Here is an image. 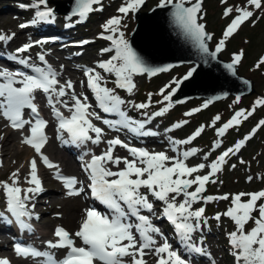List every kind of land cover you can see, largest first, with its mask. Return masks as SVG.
<instances>
[{"label": "snow or ice", "instance_id": "6c2138e0", "mask_svg": "<svg viewBox=\"0 0 264 264\" xmlns=\"http://www.w3.org/2000/svg\"><path fill=\"white\" fill-rule=\"evenodd\" d=\"M221 2L226 3L227 0H221ZM100 3L101 0H75L71 16L79 17L77 22L81 23L91 12L101 10L93 7ZM144 4L145 0H125L118 9L122 16L110 18L102 25L103 32L100 36L101 39L110 41L112 45L110 48L102 49L101 52H114V54L110 59L99 62L97 67L104 73L115 76L116 87L125 89L129 94L136 87L133 76L146 73L151 77L158 72L169 70L168 67L153 68L148 66L133 51L128 40L124 38V33L120 31L121 20L129 13L135 15ZM201 4L202 0H196L195 3H192V0H159L158 7L168 8L170 6L173 23L193 41L201 53L208 54L206 40H211L212 36L206 32L205 25L199 22L203 18L199 15ZM249 6L260 9L261 0H247L245 6L236 7L237 15L224 30L223 38L216 46V53L222 51L225 41L253 16V11L248 10ZM32 7L36 9L31 22L33 25L54 22L55 15L53 9L48 7V0H35ZM232 11V8H225L223 15L227 17ZM28 26L27 24L20 25L21 28ZM105 32L109 34L105 35ZM13 36L14 34L0 35V42L7 43L13 39ZM44 42L36 41L35 43L42 44ZM33 46L32 43H27L16 49V55L10 57L19 64L30 68L33 75L24 72L0 71V80L3 81L0 83V116L8 121L9 126L14 130H23L26 125L29 126V135L22 139V144L31 147L46 168L57 169L54 178L63 184L68 196H79L84 191L83 187H77L79 181L75 177L62 176L58 166L50 162L41 151L47 143V137L44 134L47 122L40 118L38 108L34 103V93L42 91L46 95L48 105L52 108L58 121L57 132H66L69 136V141L66 143L79 145H83L87 141H91L93 144L100 143L103 130L96 127L90 119H100V117L94 112H89L91 105L87 102V97L81 100L74 93L71 81L59 85L57 73L47 64L43 54H38L37 57L44 65L43 67L29 64V58H19L20 53L28 52ZM242 55L243 53L234 55L232 62L225 65V68L233 75L235 74V65L241 61ZM212 56L214 57L215 53H212ZM262 64H264V57H261L256 67ZM196 71L197 69L193 67L181 80L174 79L172 84H175V87H172L167 94H165V90L171 85H166L164 89L160 90L158 94L163 97V100L158 103H168L159 111L154 112L149 120L161 117L169 111L172 107L173 95L184 81L193 77ZM84 75L87 77V87L93 92L97 106L105 113L116 114L120 117L115 121L104 120V124L112 129H128L138 136L155 135V133L142 131L145 128V122H137L126 116L120 107L125 102L119 96L114 95L112 89L102 86L104 77L99 72L88 68L84 70ZM15 85H19V87ZM66 89L72 91L71 101L73 103L71 106L67 100H61L68 95ZM151 96L150 93L149 101H151ZM238 100L239 97H237V102ZM57 103L62 104L70 116L64 117L56 108ZM209 103L211 101L205 102L203 107L207 108ZM258 106H264V98L255 101L252 111L247 113L243 110L237 111L227 123L217 130V136L222 137L229 128L238 126L241 123L240 118L243 117L246 120ZM135 107L146 109L149 107V103L137 104ZM25 109L30 110L31 120L23 118ZM198 111L200 109L193 110V112ZM193 112L185 113V115L191 116ZM219 119L220 116L217 115L213 124ZM183 123H187V121ZM260 126H264V120L259 121L257 127ZM180 127H182L181 123L174 125V128ZM171 130L168 129V131ZM202 130L203 126L186 140H170L171 150L179 153V146L190 144ZM255 131L256 129H253V134ZM90 133H93L94 137ZM247 139H250V136L245 137V140ZM107 144L108 147L104 153L98 156L93 155L91 160L83 166L88 173L90 181L88 187L91 196L108 210V214L95 209L85 211V217L79 230L75 232V237L79 238L83 246L77 247L72 239V234L62 227H57L54 231L56 242L47 241L46 246L49 249H66V255L62 260H55L48 251L41 252L21 244L14 246L15 254L21 258L42 257V264H125V257H131V264H146L144 256L148 250L157 257L156 264H186V261L172 250L166 238L162 244L156 246L154 235L162 236V233L158 227L153 225L149 215L141 214L142 211H146L155 215L154 204L149 199L151 196L155 201L163 203L162 218L173 226L176 236L185 249L189 253L204 255V249L196 246L191 240L192 234L200 228L201 223L206 224L207 222L203 219L205 209L201 207L192 210V205L200 200L209 203L214 200L229 199L228 195L203 197L202 193L208 182H216L210 178L221 170L225 158L238 152L244 141L236 143L233 148L224 151L208 165V174L195 176H193L194 173H198L206 167L203 163L192 167L186 164L185 161L195 155L196 149L185 150L177 156H169L165 152H149L130 147L119 138L111 139L107 141ZM116 146L126 148L131 159L114 156L113 151ZM215 147H219V142L215 144ZM207 158L205 155L204 159ZM121 163L124 167L118 171H112L107 166L111 164L118 167ZM9 179L11 184L0 182V188H2L5 197L6 211L22 230L31 231V225L27 223V220L32 217L26 202L43 191L42 182L37 174V160L34 158L29 162L28 178L25 180L29 187L26 189L19 187L18 171L13 172ZM194 185L195 189L189 191ZM142 189H145L146 192ZM244 196L249 197L246 202L242 201ZM180 197L183 199L180 200ZM261 200H264V190L256 193L235 194L231 197V206L222 214L231 219L235 225V230L229 233L231 254L235 259V264H264V203H258ZM255 212H258V216L253 215ZM2 218L7 221V217ZM133 218L135 222H133ZM214 218L219 221L221 214H217ZM250 221L253 223V227L245 231L246 225ZM0 264H10V261L0 259Z\"/></svg>", "mask_w": 264, "mask_h": 264}, {"label": "rangeland", "instance_id": "374dc122", "mask_svg": "<svg viewBox=\"0 0 264 264\" xmlns=\"http://www.w3.org/2000/svg\"><path fill=\"white\" fill-rule=\"evenodd\" d=\"M124 2L125 0H104L100 4L94 6V8H99L101 10L93 11L92 14L88 15V17L81 23L76 22L78 17L66 19L57 15L58 13H55L54 24L45 23V33L42 36H54L55 33L62 30L63 26L69 28V32L71 33L79 27L87 26L82 36L90 40L88 47H86L84 54L73 57V59H69L70 57L67 55L73 54L72 48L71 50L67 49L65 51H57L58 47L53 46V42L48 44L44 39L43 41H45V43L35 45L36 40H33L34 37L31 30H29L30 27H20L21 24H25L29 20H33L34 17L31 15L36 11V9L32 7L35 0H0V35L14 34L13 39L7 43L2 42V44L6 46L4 51H16V49L22 47L23 45L32 43L34 46L26 52V56H30L33 53L43 54L45 58H47L53 66L58 69L61 76L64 77L61 81V85L65 84L67 81H71L74 93L81 92V90L84 89L81 78L87 66L95 69L104 77V85L102 84V86L108 88L107 83H115V76L104 73L103 70L100 71L97 68V65L101 61L110 59L114 52H101L103 47H112L110 41L100 38L101 33L103 32L102 25H104L110 18L122 16V14L118 12V9L124 4ZM194 2H196V0H192V3ZM261 3L262 6L260 9H254L252 6L248 7V10L253 11V16L248 21L243 23L236 33L226 40L229 45H224L223 50L220 52L221 58L227 62H232L234 55L244 53L245 49H248L249 46L245 45L246 42L243 40L240 32L249 29L248 27H251L252 23L258 20L257 24L253 27L254 29L251 30L253 31L252 34L257 36V40L249 51L250 56L248 58L242 56L241 61L235 65L241 76L253 82L255 93L252 96L240 99L238 102L232 97L222 99L219 102L214 103L212 106L207 107L208 109L204 112L206 116L199 115L200 112L206 109L203 107V100L192 99L182 104L172 105L169 111L163 116L155 117L149 120V117L154 112L159 111L168 103H158L163 100V97L158 94L160 93V90L164 89L166 85H171V87L165 90V94L170 92L171 88L175 87V84H172V81L174 79L180 80L183 78V76L190 70L191 66L175 67L167 73L157 75L154 78H150L146 75L133 76V82L136 87L132 90L131 94H129L125 89H123L125 90V97L119 93H113L114 95L119 96L125 103L129 102L134 108H136L135 105L137 104L148 103L143 100L136 102V95L144 93L143 95L147 97L150 93L152 94L151 101H149V107L140 110L143 112L141 117L144 119L143 122H145V128L142 131L155 133V135H147V138L141 139V142H138V144H143V142H145L144 146H146V144H152L149 146L152 152H165L169 156H177L185 150L196 149L197 151L195 155L189 157L185 161L186 164L189 167H192L203 163L206 167L200 172L194 173L193 176L208 174V165L215 161L224 151H227L229 148H233L239 140L244 141V147L238 152H235V154H230L226 157L225 163L221 166V170L210 178L216 182H208L205 185L206 195L213 197L228 195L229 199L218 201L214 200L209 203H205L203 200H200L192 205V210H196L201 207L205 209L203 219L207 221L206 224L201 223L202 228L192 234L195 238L202 240L205 252L203 255L204 260L198 259L194 262V264H235V259L231 254L232 248L229 243V233L235 230V225L231 219L223 216L222 214L231 206V197L233 195L239 193H256L264 190V126L257 127L259 121L264 120V106L256 107L253 114L246 120L241 117V123L238 126L229 128L222 137L217 136V130L227 123L237 111L243 110L245 113L252 111L255 101L257 99L264 98V64L256 67L261 57H264V0H261ZM158 4L159 0H145V4L143 5L145 7L140 9V11L146 12L154 6H158ZM246 4L247 0H227L226 3H222L221 0H202L201 13L199 15L203 18L200 19L199 22L205 25L206 32L212 36V39L210 40L211 49L217 46L219 41L223 38L224 30L227 28L228 24L231 23V20L237 15L235 11L236 7H243ZM48 7L52 8L53 5L48 2ZM225 8L233 9L232 13L227 17L223 15ZM21 9L29 12V14L27 12L28 16L26 19H22L21 17L15 15V13ZM49 25L52 29L48 28ZM133 27V14L129 13L121 20L120 31L124 33L125 39L128 38ZM104 34L108 35L109 33L105 32ZM14 39L17 42L13 43L12 41H15ZM15 44L17 45L14 46ZM70 44L71 43H69V45L63 44L62 47L65 48L66 45L71 46ZM231 46H234V48H231ZM52 49L56 50L54 56H52L51 53L47 54V52ZM33 60L36 61L37 59ZM146 100H149V98ZM122 106L123 105L120 107L122 108ZM194 109H200V111L193 112ZM188 112H193V114L191 116H186L185 113ZM217 115L220 116V119L215 121L213 124V120ZM90 119L96 127L104 130L102 124L93 121L92 118ZM184 121H187V123H183ZM177 123H181L182 127L174 128V125ZM209 125H211L209 128L210 131L205 133L203 136V130ZM0 126H3L7 130L9 129L6 123H4L2 116H0ZM201 126H203V130L200 135L191 141L190 144L180 145L179 153L171 150L172 145L170 144V140H186L191 137L190 135H193L198 129H200ZM168 129L172 130L168 131ZM253 129H256L254 134ZM114 132L103 133L101 141L98 144H93L90 141L85 142V145H83L80 150L85 154L82 160L76 161L78 157L81 158V155L77 154L73 155V159H70L69 161L73 166V172L69 171L65 165V161H68L70 158V155H68L69 152L63 150L61 151L62 156L65 157V161L59 158L56 154L50 130H48L47 144L41 151L45 156H49L53 164L58 166L60 173L69 175L70 177H75L77 181H79L77 185L79 188L81 187L80 183L82 179H84L86 172L83 166L92 158L90 157L92 154L91 151L101 152L106 149V141L111 138L112 135H116ZM213 132L216 134L210 141H207V137ZM13 133L18 138V142L22 141L21 137L24 138V135L26 136L25 130L20 132L21 136L18 132ZM248 136H252L255 140L252 142L245 140V137ZM225 139H227V141H225ZM217 142H219V147H215ZM12 143L15 145L14 152L17 151V157L14 158V156H5V154L0 156V182H7L11 184L9 177L13 172L18 171L20 181L19 187L22 189L29 187L25 180L28 178L27 171L29 170V162L34 158L37 160V172L39 174L44 172L48 173L50 179L52 176L53 182L41 178L44 185V191L33 196V198L26 203L28 205H32L34 208L32 211V222L34 225L33 232L35 236H38V243H40L42 247H45L42 248L41 252L48 251L55 258L57 256V251L55 249H49L46 246L47 241L53 242L51 236L52 227L55 225H61L72 232L77 226L76 224L73 227H68L64 222H61V219L59 218L60 212H53L51 209V207H56L62 204L64 196L67 195V190L64 188L62 183H56L55 181L54 174L57 169H46L43 171L39 157L35 154L31 147L22 144V142L20 144L16 142ZM205 155L208 157L206 160L204 159ZM114 156L122 158L127 157L128 159H131L129 153L122 149L115 150ZM107 166L109 168L117 169L124 167L122 163L118 167L111 164ZM54 183H56L57 186ZM195 187L196 186L194 185L191 189H189V191H193ZM50 189L54 191H51ZM73 198H77L76 203L78 201H84L82 194L79 196H72L71 199ZM179 199L182 200L183 197H180ZM248 199V196L242 197V201L244 202ZM258 203H264V200L258 201ZM5 207L6 206L4 204H0V208H3L2 212H5ZM154 213L155 215L153 216L155 217L157 213ZM217 214H221L219 221L214 218ZM253 215L258 216V212L253 213ZM82 216L83 214L80 215V219ZM2 219L3 218L1 217V230H3ZM7 220L9 219L7 218ZM10 220L12 222V219ZM252 227L253 223L250 221L246 225L245 231L250 230ZM2 239L7 243L5 245L3 243L0 245V250L3 251V254H1L4 256L5 254L14 255L12 252V245L14 241H6L5 236H3ZM42 262L43 260L41 259L36 264H42Z\"/></svg>", "mask_w": 264, "mask_h": 264}, {"label": "water", "instance_id": "95a60500", "mask_svg": "<svg viewBox=\"0 0 264 264\" xmlns=\"http://www.w3.org/2000/svg\"><path fill=\"white\" fill-rule=\"evenodd\" d=\"M51 3L54 4L55 13L67 16H71L75 6V0H52ZM171 13L170 6H154L146 12L139 10L133 15L135 25L127 40L133 51L150 67H168L170 71L186 65L197 69L193 77L184 81L173 95L172 104L203 99L204 104L211 101L208 104L210 106L232 96L240 100L255 93L253 82L241 76L236 66L234 75L225 68L231 62L221 58V51L215 52L216 46L211 49L210 40H206L209 53H201L193 41L173 23ZM212 53H215L214 57ZM166 72H158L150 78ZM142 75L148 76L146 73Z\"/></svg>", "mask_w": 264, "mask_h": 264}, {"label": "bare ground", "instance_id": "6f19581e", "mask_svg": "<svg viewBox=\"0 0 264 264\" xmlns=\"http://www.w3.org/2000/svg\"><path fill=\"white\" fill-rule=\"evenodd\" d=\"M55 21L52 23L54 24ZM62 29H67L66 27H62ZM15 40V39H14ZM13 43L17 42L12 41ZM17 45V44H15ZM2 48H6L5 45H2ZM72 58V57H71ZM7 129H5L3 126H0V156L4 155L5 156H14V158L17 157V151L14 152L15 150V145H13L12 142H16V143H21L18 142V138L14 135V131L10 129V131L8 132ZM12 143V145H11ZM118 148H116L115 150H117ZM24 150V148H23ZM14 152V153H13ZM56 154L58 155L59 158H61L63 161H65L61 155L60 152L56 151ZM13 158V157H12ZM65 164L68 168L69 171L73 172V166L69 161H65ZM43 170H45L43 168ZM29 172V170L27 171ZM38 174L39 178H43L44 180H48V181H52L49 177V174L44 172L42 174ZM49 177V178H48ZM56 184V183H54ZM57 186V184H56ZM54 191V190H52ZM77 198H73L71 199L70 196L65 195L63 202L61 205L56 206V207H51V209L53 210V212H60L59 214V218L61 219V222H64L68 227H73L74 225L77 224L78 220L80 219V215L83 214V212L88 208V204L86 202H82V201H78L76 203ZM9 220L11 221L9 217H7ZM13 219L12 222H9V225H3V230L0 229V245H2V243L5 245L7 242H5V240L3 241L2 237L5 236L6 237V241L9 240L11 241L16 237H23V234L25 233L24 230H17L14 229L13 227ZM8 236V237H7ZM206 242V239H205ZM3 254V251L0 250V259H7L8 261H10V264H31L29 261H19L18 259H16L15 256L10 255V254ZM204 260V258H202Z\"/></svg>", "mask_w": 264, "mask_h": 264}, {"label": "trees", "instance_id": "16d2710c", "mask_svg": "<svg viewBox=\"0 0 264 264\" xmlns=\"http://www.w3.org/2000/svg\"><path fill=\"white\" fill-rule=\"evenodd\" d=\"M257 21L258 20H256V22H254V23H252V25H251V27H248L249 29H246L245 31H241L240 32V35L242 36V38H243V40L246 42L245 43V45L246 46H249L248 47V49H245V51H244V53H243V55L242 56H245L246 58H248L250 55H249V51H250V49L253 47V44L255 43V41L257 40V36H255V34H252L253 33V31H251V30H253L254 28V25H256L257 24ZM250 26V25H249ZM85 27H87V26H85ZM78 32L79 33H84L85 32V29L83 28H80V29H78ZM229 44H227V41L225 42V46H228ZM231 48H234V46H231ZM112 84L110 83V86H111ZM112 86H114V85H112ZM120 91V94H124V91L122 90V89H119ZM136 98H137V100L138 101H140V100H146L147 98H149V97H146L145 95H138V96H136ZM122 109H123V111L126 113V114H128V115H130V116H133V117H135V118H137V119H139V120H142L141 119V116H142V114H143V112L142 111H140V110H136L134 107H132L131 105H130V103H124L123 104V107H122ZM208 109V108H207ZM207 109H205V110H207ZM200 116H206V114L204 113V111H202V112H200V114H199ZM197 119V118H196ZM210 126L211 125H209L208 127H206V129H204L203 131H204V133H203V136H204V134L205 133H207V132H209L210 131ZM216 133L215 132H213L211 135H209L208 137H207V141H210L212 138H213V136L215 135ZM261 134V133H260ZM262 135V134H261ZM203 136H202V138H203ZM262 139V138H261ZM227 139H225V141H226ZM229 140V139H228ZM255 140V138H250L249 139V142H252V141H254ZM263 140V139H262ZM203 142V141H202ZM203 144H206V143H203Z\"/></svg>", "mask_w": 264, "mask_h": 264}]
</instances>
